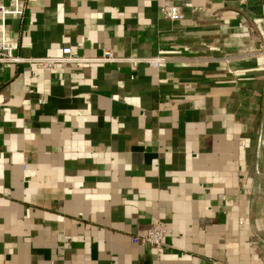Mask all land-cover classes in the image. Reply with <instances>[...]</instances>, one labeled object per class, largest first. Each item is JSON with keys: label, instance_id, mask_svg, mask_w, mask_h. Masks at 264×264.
<instances>
[{"label": "crops", "instance_id": "crops-1", "mask_svg": "<svg viewBox=\"0 0 264 264\" xmlns=\"http://www.w3.org/2000/svg\"><path fill=\"white\" fill-rule=\"evenodd\" d=\"M21 1L23 59L165 62L0 64V264H264V0Z\"/></svg>", "mask_w": 264, "mask_h": 264}, {"label": "built area", "instance_id": "built-area-1", "mask_svg": "<svg viewBox=\"0 0 264 264\" xmlns=\"http://www.w3.org/2000/svg\"><path fill=\"white\" fill-rule=\"evenodd\" d=\"M25 5L21 0H10L8 5L0 3V64H21L24 62L35 64L42 69H49L55 64H74V63H98V64H121L129 63L136 66L138 63L144 62L149 67L156 69L165 62L164 58L155 57L149 59L138 58H122L117 56L109 49H103L101 54L95 58H84L75 56L70 48H63L60 57H47L38 59H23L15 55V47L9 34L7 21L10 18L21 19L24 15ZM165 16L171 21H179L182 19L180 9L174 4L166 6ZM240 24L244 26L246 19L241 18ZM262 52V51H259ZM39 104H43V100H39ZM242 223V222H241ZM166 234V223L163 221L155 222L138 241L143 246H148L160 252L164 246V236ZM212 264H220L213 262Z\"/></svg>", "mask_w": 264, "mask_h": 264}]
</instances>
